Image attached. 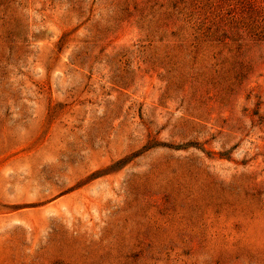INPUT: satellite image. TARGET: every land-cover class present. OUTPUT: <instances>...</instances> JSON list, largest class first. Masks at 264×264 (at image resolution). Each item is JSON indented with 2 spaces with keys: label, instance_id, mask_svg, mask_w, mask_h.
I'll return each mask as SVG.
<instances>
[{
  "label": "rangeland",
  "instance_id": "rangeland-1",
  "mask_svg": "<svg viewBox=\"0 0 264 264\" xmlns=\"http://www.w3.org/2000/svg\"><path fill=\"white\" fill-rule=\"evenodd\" d=\"M0 264H264V0H0Z\"/></svg>",
  "mask_w": 264,
  "mask_h": 264
}]
</instances>
